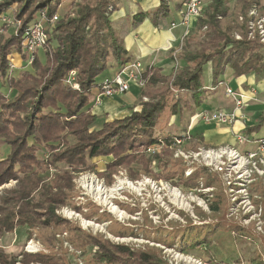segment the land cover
Masks as SVG:
<instances>
[{
	"label": "trees",
	"instance_id": "obj_1",
	"mask_svg": "<svg viewBox=\"0 0 264 264\" xmlns=\"http://www.w3.org/2000/svg\"><path fill=\"white\" fill-rule=\"evenodd\" d=\"M61 1L0 0V79L11 92L0 93V145L9 146L8 153L0 157V186L15 181L13 187L0 190V238L18 229L26 240L35 237L48 250L22 251L18 258L0 250V264H77L62 240L81 252L92 248V264H170L157 247L113 243L56 212L71 207L84 216L96 217L98 208L89 206L86 214L75 206L74 178L80 172L94 171L95 157L111 154L104 173L124 169L134 180L144 174L190 190L211 187L209 199L200 195L213 215L224 214L228 196L219 174L203 166L189 167L181 157H174L177 147H201V135L189 131V138L179 146L173 139L188 131L190 117L207 99L209 89L203 75L207 65L213 87L227 66L235 76L264 74V43L257 31L248 37L249 22L255 18L249 11L257 1L237 0L230 11L224 0H212L195 18L191 31L168 50L169 59L176 63L172 70L164 73L160 66L150 65L142 71V86L151 84L158 90L145 99L139 92L136 102L128 107L130 113L112 119L93 113L92 104L100 92L101 82L96 83V77L108 67V59L113 58L118 69L129 61L123 38L110 19L117 0H70L59 15ZM169 1L159 0L149 11H138L131 24L147 17L159 26L170 14ZM180 6L178 2L175 7ZM42 12L46 18L43 25L58 15L51 30L44 25L48 32L45 46L35 52L29 66L9 70L10 55L14 50L20 52L23 29ZM3 16L20 20V25L10 32L12 25L2 21ZM42 49L43 61L37 55ZM71 71H75L72 78ZM163 114L177 118L181 131L157 134ZM159 143L158 151H147ZM188 168L190 173L185 175ZM257 185L251 190L264 195V185ZM133 228L114 222L109 232L137 236ZM168 238L160 236L156 242L173 246L175 236ZM196 243L200 245V241ZM257 260L256 264H263Z\"/></svg>",
	"mask_w": 264,
	"mask_h": 264
},
{
	"label": "rangeland",
	"instance_id": "obj_2",
	"mask_svg": "<svg viewBox=\"0 0 264 264\" xmlns=\"http://www.w3.org/2000/svg\"><path fill=\"white\" fill-rule=\"evenodd\" d=\"M69 2L70 0L61 1L58 11L59 15L67 9ZM53 24H44L46 30H51ZM13 27L10 26V32ZM256 31L258 33V29H252V36L248 34V37L252 38ZM260 41L264 43V38L260 39ZM19 51V56H24V65L29 66L30 63L27 64L25 60L26 54L21 49ZM43 53V49L37 53L42 61L44 60ZM15 54L17 53L14 50L9 57L13 65H16L13 62ZM111 73L112 69L107 67L96 77V83L109 78ZM203 75L205 76V71ZM157 90L158 87L151 84L140 86L138 83L133 82L130 89L122 97L127 100V103L132 102L133 104L136 102L139 92L145 95V99ZM0 93L3 95L11 94L10 89L1 79ZM119 106L122 107L119 108ZM127 107V104L116 105L113 99L108 98L104 103L101 100V104L94 107L98 110H94L100 113L107 112L113 117H121L128 113ZM121 109L123 110L120 111ZM178 121L177 118L170 115H161L157 126V134L178 132L181 126ZM190 122L191 120L188 123L190 124ZM177 148L183 151L190 150L183 149L181 146ZM8 151V145H0L1 158ZM111 159V154L95 157L93 162L96 165V169L92 172H80L74 178L75 197L73 202L75 206L82 208L86 214L89 213L87 211L89 206L91 208H98V213L94 214L96 217L84 216L81 211L71 207H61L56 212L58 215L78 222L80 227L87 232L92 234L101 233L105 239L113 243L130 244L136 248L143 247L144 245L157 247L162 259L170 264H256L257 259H261L264 264V195L251 190L252 187L259 186L257 185L261 183L259 180L247 183V191L251 196L250 201L254 205V210L251 208L250 212L244 213V209H242V205L240 204V212L230 214L229 208L231 202L227 193V210L221 217H216L210 212L206 198L200 195L203 194L209 199L212 193L211 187L190 190L171 185L169 182L166 183V181L161 179L158 181L153 180L144 174H141V178L134 180L124 169H118L109 175L108 172L104 173V171H106V163ZM191 166L203 165L194 163ZM208 169L211 170L210 168ZM219 177L224 184L222 175L219 174ZM149 180L153 181L154 184L149 182ZM14 185L15 181L10 180L8 183L0 186V190L11 188ZM223 186L226 187L225 184ZM199 187H202L201 182ZM258 205L261 207L260 213L258 215H251L252 211H258ZM145 212L147 217H145ZM243 218L246 220H243ZM105 219L108 220L101 221ZM258 220L262 224L257 223L259 222ZM114 222H119L122 225H126V227H134V232L139 234L137 236H114L109 232V227ZM189 225L191 227H188ZM258 225H260L259 228L257 227ZM236 227H239V229ZM184 228L187 229L183 230ZM173 230L175 231L174 233ZM173 235L175 236L173 246L169 247L161 241L156 242V239L160 236L165 239ZM64 236L65 233H62L60 238L63 239ZM29 240H31V244L29 248H26L25 245L28 239H25L23 231L17 229L6 233L0 238V250L8 256L16 258H18L22 251L25 253H46L48 251L35 237ZM199 241L200 245L198 246L196 242ZM62 245L76 263L80 259L82 264H92L89 262L92 257V248L89 247L87 251L81 252V250L74 249L64 240H62ZM186 246H188V249L182 248ZM76 252H80V254ZM15 264L25 263L16 261ZM29 264L39 263L30 262Z\"/></svg>",
	"mask_w": 264,
	"mask_h": 264
},
{
	"label": "crops",
	"instance_id": "obj_3",
	"mask_svg": "<svg viewBox=\"0 0 264 264\" xmlns=\"http://www.w3.org/2000/svg\"><path fill=\"white\" fill-rule=\"evenodd\" d=\"M211 1L203 0L202 11ZM224 1L231 11L237 0ZM256 1L257 3L250 10L254 12V19L264 16V0ZM178 2H181V6L176 8L175 6ZM184 2L185 0H170L168 4L170 14L159 26H155L147 17L137 25H132L131 20L132 16L138 11H149L156 7L159 0H117V7L110 14V19L123 38L124 47L127 50L126 56L129 61L138 60L144 66H160L164 73H169L172 70L174 62L169 59L168 50L181 42L183 37L191 31L195 22V19H191L187 26L177 25L173 28L170 27L171 22L179 20ZM13 62L16 63L14 65L15 69L22 65L23 59L18 54H15ZM108 67L112 69L111 76L109 77L112 78L118 70L113 58L108 59ZM204 77H206L205 87L209 89V93L204 105L190 117L191 122L188 124L189 131L200 134L203 141L202 146L205 147L232 145L241 153L254 150L257 139L264 137V74L250 73L235 76L233 70L227 66L221 81L213 87L210 83V67L207 65ZM226 86H229L237 94L243 95L242 104L236 109V118L233 124L226 125L213 121L205 122L194 118L196 114L202 111L209 112L216 109L231 111L234 109V100L225 94ZM122 95L124 94L104 97L102 101L104 103L108 98H111L116 105L127 104L128 107L131 106L132 102L127 103V100ZM94 107L92 104L93 113L98 115L104 114L107 116V119L114 118L107 112H96L95 110L98 109ZM121 107L119 106V108ZM127 110V114H129L130 110ZM237 135L244 136L246 140L238 142L236 140Z\"/></svg>",
	"mask_w": 264,
	"mask_h": 264
},
{
	"label": "built area",
	"instance_id": "obj_4",
	"mask_svg": "<svg viewBox=\"0 0 264 264\" xmlns=\"http://www.w3.org/2000/svg\"><path fill=\"white\" fill-rule=\"evenodd\" d=\"M183 9L180 12V18L178 21L170 23V27H176L177 25L187 26L191 19H195L202 12L203 0H185L183 3ZM250 15H254L253 11H250ZM2 21L16 27L20 25V20L13 19L8 16H3ZM58 19V15H53L48 19L49 23H54ZM46 21L44 13H40L39 19L23 29L21 34V50L26 54V63L29 64L34 58L35 52L43 48L47 42V32L44 29L43 22ZM264 16L253 19L249 22L250 32L252 36V29H258L259 38H264ZM256 26V27H255ZM238 37V36H237ZM176 63H174L175 65ZM143 64L138 61H128L124 63L119 71L114 74L112 78H105L100 85V92L95 95L93 105L98 106L101 104V100L104 97H112L114 95L124 94L129 89L133 82L138 83L140 86L143 82L140 79V75L144 70ZM14 65L11 60L9 63V70H12ZM75 74V71L70 72V77ZM77 87L76 84L73 85ZM225 94L230 96L235 103L234 109L231 111H225L223 109H216L213 111H202L194 116V118L201 119L205 122L213 121L220 124L231 125L236 118V109L242 104L243 95L237 94L229 86L225 87ZM189 138V129L181 137H175L173 142L175 145H181L186 139ZM236 140L238 142L245 141V137L237 135ZM162 143L154 145L148 148V152L154 153L158 151ZM175 157H181L187 165L191 164L203 165L211 170L222 175L224 184L227 187V193L231 202L230 214L240 212L239 205H242L244 213H248L252 210L253 204L250 199L251 196L247 191V183H251L255 180H259L264 184V137H260L256 141V147L252 151L241 153L236 147L232 145H219L215 147H198L196 150L183 151L177 148L174 151ZM190 173L188 168L185 171V175ZM154 184L153 181H150ZM167 183V182H166ZM246 208V210H245ZM258 211H252L251 215H258L261 211L260 205L257 206ZM243 220H246L243 218ZM261 223L260 220H258ZM258 228L260 225L257 226ZM31 240L26 242L25 247L29 248ZM80 254V252H76ZM77 264H82L78 259Z\"/></svg>",
	"mask_w": 264,
	"mask_h": 264
},
{
	"label": "bare ground",
	"instance_id": "obj_5",
	"mask_svg": "<svg viewBox=\"0 0 264 264\" xmlns=\"http://www.w3.org/2000/svg\"><path fill=\"white\" fill-rule=\"evenodd\" d=\"M104 191V190H103ZM116 215V214H115Z\"/></svg>",
	"mask_w": 264,
	"mask_h": 264
}]
</instances>
